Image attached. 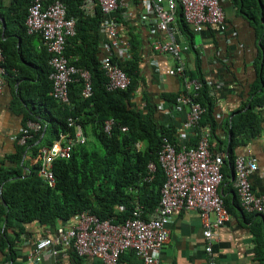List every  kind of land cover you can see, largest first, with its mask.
Here are the masks:
<instances>
[{
	"label": "trees",
	"instance_id": "obj_1",
	"mask_svg": "<svg viewBox=\"0 0 264 264\" xmlns=\"http://www.w3.org/2000/svg\"><path fill=\"white\" fill-rule=\"evenodd\" d=\"M231 1L239 5V15L252 29L253 38L260 40L259 45L255 46L258 54L255 59L257 79L249 88L247 101L233 112L232 118H227L224 125L230 137L229 151L224 156L233 164V149L240 143L260 137L263 131L264 20H261V12L264 19V0ZM82 2L64 0L67 17L76 20L75 35L67 38L65 55L76 68L89 73L92 94L88 97L83 95V80L77 76V80L69 84L68 103L65 104L51 95L52 82L48 79L51 72L48 64L50 54L43 46L41 36L29 35L26 31L25 19L30 0H12L6 11L0 10V46L4 56L3 67L6 69L5 81L12 84L19 82L18 97H15L13 106L22 114L23 127L28 120L42 125V130L26 146L16 145V154L11 157L12 162L18 165L24 152L31 149L37 159L29 174L23 175L18 166L0 167V264H15L21 236L26 234V226L33 222L50 227L58 222L73 221L80 213L90 211L100 220H111L118 224L130 218L137 207L143 212L142 217L147 219L160 201L165 174L158 163V153L164 139L172 144H176L177 140L175 128L160 120L159 105L162 103L164 108L170 110L180 95L160 92L156 100L142 94L136 96L142 82L140 44L136 36L128 29L127 23L116 20L119 27L121 25L124 27L121 29L127 31L121 41L125 42L128 54L119 58L111 50L107 55L101 43L105 15L99 6H96L93 15L84 14L80 9ZM179 17V31L192 43L194 33L181 14ZM227 37L228 34L218 36L214 51L224 46L225 54L231 52L224 44ZM217 41L222 44L217 45ZM244 46L243 52H247L249 48ZM105 56H109L111 62L130 78L127 90H106V77L101 67V60ZM196 60L199 61L196 66L185 68L184 77L198 79L202 84L201 90L190 94V97L205 109L199 128H209L213 138L216 137L221 113L216 107V97L211 95V82L202 73L200 58L197 56ZM235 62L219 64L216 73L225 75L224 79H233ZM27 63L33 65L30 70ZM180 80L183 81V78ZM244 80L242 88L246 89L247 82L243 84ZM69 119L82 128L86 142L76 144L69 159L54 161L56 184L50 188L37 176L39 150L57 141L61 134L74 136V126H69ZM107 120L113 121L110 132L104 130ZM195 144L196 140H189L187 145ZM151 162L156 170L153 180L147 182V166ZM227 210L231 209L228 207ZM128 253L129 257H136L132 252ZM126 254L120 257L119 264L123 260L129 261ZM69 255L73 264L89 263V259L79 257L72 251Z\"/></svg>",
	"mask_w": 264,
	"mask_h": 264
},
{
	"label": "built area",
	"instance_id": "obj_2",
	"mask_svg": "<svg viewBox=\"0 0 264 264\" xmlns=\"http://www.w3.org/2000/svg\"><path fill=\"white\" fill-rule=\"evenodd\" d=\"M132 0H83L80 9L86 15H92L96 6L105 15L102 30L110 37V42L103 44L107 55L111 50L119 58L125 57L128 49L119 41V25L109 17L118 9L127 7ZM231 0H140L142 13L139 20L148 23L149 33L153 37L151 48L160 55H168L175 61V66L168 71L170 76H181L185 94L179 98L181 104L190 106L187 118V129H195L194 138L188 134L180 135V141L172 144L163 140L158 153V163L165 174V182L160 190V201L156 209L144 219L143 212L137 207L132 216L122 223L114 224L111 220H100L90 211L80 213L69 226L58 227L51 237L37 241L31 254L33 262H38L50 248L59 244L74 252L79 257L99 260L102 264H119L120 257L132 252L141 264H162V248L170 236L169 225L172 217L181 211H196L202 224V235L207 241L205 252L208 255L206 264H217L213 258L211 240L214 230L226 224L230 214L218 192L224 176L222 167L224 155L211 151L210 129L199 128L205 109L193 102L186 92L196 94L202 88L198 79L184 77L185 63L182 53L188 49L178 41L180 31L179 14L194 34L205 28H213L219 37L228 34L225 45L229 48L242 44H232L235 36L228 33L224 2ZM179 19V20H178ZM76 20L67 17V6L64 0H30L25 19L29 35L39 34L43 46L50 54L48 64L51 68L48 79L52 82L51 95L58 102L68 103L69 84L78 76L83 80V95L92 94L91 78L87 71L76 68L71 59L65 55L68 37L75 35ZM214 64H229L234 58L230 52L224 53V46L213 53ZM4 56L0 46V96L5 86L6 69L3 67ZM101 67L106 77L105 88L108 92L125 91L130 86V78L113 64L109 56L103 57ZM155 64V63H154ZM156 65V64H155ZM158 71V70H157ZM212 85L211 95L216 102L226 84L223 80H209ZM213 82V83H212ZM69 126H74V136L61 134L59 139L39 150V169L37 176L53 188L56 184L53 174V163L57 159L67 160L76 144H84L86 137L82 128L69 119ZM112 120H107L104 130L110 132ZM42 130L39 122L28 120L21 128L16 143L26 146ZM125 131V129H122ZM196 139V144L188 146L189 140ZM235 186L240 207L246 214H257L264 217V194H256L250 182V175L258 171L254 158L237 157L233 162ZM156 167L154 163L147 166L145 180L151 182ZM120 209H122L120 207ZM211 217L213 219L211 220ZM1 234V232H0Z\"/></svg>",
	"mask_w": 264,
	"mask_h": 264
},
{
	"label": "crops",
	"instance_id": "obj_3",
	"mask_svg": "<svg viewBox=\"0 0 264 264\" xmlns=\"http://www.w3.org/2000/svg\"><path fill=\"white\" fill-rule=\"evenodd\" d=\"M11 1H0L1 12L9 8ZM222 4L226 12L227 32L234 33L233 35L235 36L232 44H242L243 46L238 48L234 45L230 48L234 56L231 62L236 61L232 72L233 79H224L225 75L216 73L218 65L214 64L213 53L215 52V40L218 38V34L215 33L213 28L208 27L198 34H194L193 44L186 37L184 38L181 32L178 37L181 46L188 49L181 55L185 68L196 66L199 62L196 60L198 56L202 65V73L208 80H224L228 84L225 87L227 89L224 90L223 87L217 99L216 107L221 113L219 115L220 123L216 129V137L210 138L211 151L225 155L229 151L230 142L229 132L224 127L225 121L227 118H232L234 116L233 112L241 108L242 104L247 101L249 88L257 79L255 59H257L258 54L255 46L259 45L260 40L258 37H256V40L253 38L252 29L248 28L245 21L241 19L239 5L234 4L232 1ZM141 13L140 0H132L127 3L126 8L119 9L109 17L115 22L122 21L127 23L128 29L132 31L140 44L138 51L141 59L139 67L142 82L136 91V96H141L140 94H142V96H146L151 100H156L160 92H166L179 93V98H181L185 94L183 81L180 80L181 76H170L168 74V71L175 66V61L168 55H160L153 52L151 48L153 37L149 33L150 26L148 23H142L139 20ZM119 17H121V20ZM262 18L261 12V20L263 21L264 19ZM177 25L179 28V21ZM121 28L123 29L124 27H121V25L119 27V41L126 46L125 42L121 40L122 38L124 39L127 31L124 32ZM196 37L198 38V43L195 42ZM110 40L109 35L102 30L101 43L107 44ZM219 44L222 43L217 41V45ZM244 45L249 48L247 52H243ZM262 61H264V58ZM26 66L30 70L33 65L27 63ZM246 78L247 80H244ZM242 80H244L243 84L247 82L246 89L242 88ZM18 85L19 82L12 84L5 81V86L0 96V167L17 168L18 166L21 168L23 175H28L29 170L35 165L37 159V157L33 156L31 149H27L24 152L18 165L11 160V157L16 154V138L23 127L21 123L22 114L13 106L15 97H18ZM186 93L187 96L192 94L190 91ZM143 103H145V100ZM159 110L161 111L158 113L160 120L175 128L177 141H180V135L188 134L189 131V138H194L193 134L196 128L187 129L188 127L186 126L188 114L190 113L188 104H181L178 101L172 109L168 110L161 103ZM233 150V160L237 157L254 158L256 160L258 171L250 175V182L256 194H264V119L263 131L260 137L246 143H240ZM223 157L225 159L224 162H226L222 167L224 169V180L218 192L227 208L231 209L229 210L230 219L224 226L214 230V236L211 240V257L217 264H264V217L257 214H246L242 211L236 192L234 166L230 161L226 160V156ZM212 219L213 217H211ZM71 222H58L57 225L50 227L43 226L38 222L27 225L26 234L21 236V243L16 250L15 264H73L69 255L70 250L59 244H55L50 248L49 253L44 254L40 261L33 262L31 258L37 241L44 237H51L58 227L69 226ZM169 229V240L163 246L161 252L162 264L207 263L208 255L205 252L207 241L203 238L202 224L196 211H181L175 214L172 217ZM125 256L129 258V261L123 260L121 264H141L136 257H129V253ZM260 260L261 262H259ZM99 263V260L89 259L88 264Z\"/></svg>",
	"mask_w": 264,
	"mask_h": 264
},
{
	"label": "rangeland",
	"instance_id": "obj_4",
	"mask_svg": "<svg viewBox=\"0 0 264 264\" xmlns=\"http://www.w3.org/2000/svg\"><path fill=\"white\" fill-rule=\"evenodd\" d=\"M195 42L198 43V38L197 37L195 38Z\"/></svg>",
	"mask_w": 264,
	"mask_h": 264
}]
</instances>
